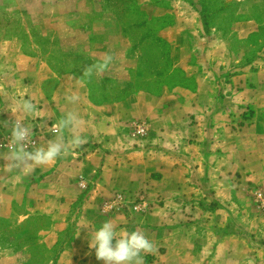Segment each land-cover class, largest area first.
I'll list each match as a JSON object with an SVG mask.
<instances>
[{"label": "crops", "instance_id": "obj_1", "mask_svg": "<svg viewBox=\"0 0 264 264\" xmlns=\"http://www.w3.org/2000/svg\"><path fill=\"white\" fill-rule=\"evenodd\" d=\"M176 1L136 0L142 11L119 5L118 12L106 14L100 11L101 0H33L36 9L30 12L41 33L56 36L57 48L66 56L83 55L92 64L103 53L114 54L110 69L91 81H77L82 70H59L53 49L28 52L18 42H0V49L10 51L5 59L10 74L0 75V85L9 93L0 97V131L14 119L7 105L23 86L25 98L34 96L46 117L24 121L38 127L39 144L54 139V134H46L47 129L68 110L77 111L86 122L83 134L87 139L55 164L37 167L15 187L0 181V216L15 219L22 229L19 240L25 243L3 251L2 260L15 258L9 264H31L40 242L51 249L61 243L53 264H104L88 247L92 229L78 226L87 219L97 228L111 219L117 230L140 229L154 243V251L144 254L145 264H264V228L256 229V240L245 218L238 224L241 230L235 231V221L228 215L222 223L213 216L218 210L212 212L213 217L193 222L182 213L204 178L223 174L229 179L239 172L246 180L240 191L247 195L250 188L264 190V65L244 69L230 79L160 77L162 88L144 85L151 80L138 77L146 45L135 41L134 34L152 30L154 21L162 23L157 33L171 45L174 67L191 70L189 57L195 50L191 39L201 16L192 1ZM241 26L248 35L258 23L248 19ZM36 46L42 49L41 42ZM223 80L228 81V89L218 95ZM71 93L80 96L75 105L65 99ZM223 93L246 105L242 123L216 121H227L234 111L225 107L219 112L214 102L223 99ZM220 114L226 115L220 118ZM139 121L148 126L143 139L133 135ZM219 124L223 134H217ZM179 141L192 150H183ZM0 151H7L1 143ZM5 163L0 159V168ZM142 190L149 194L150 210L138 223L101 210L102 202L118 191ZM70 230L72 237L64 242Z\"/></svg>", "mask_w": 264, "mask_h": 264}, {"label": "rangeland", "instance_id": "obj_2", "mask_svg": "<svg viewBox=\"0 0 264 264\" xmlns=\"http://www.w3.org/2000/svg\"><path fill=\"white\" fill-rule=\"evenodd\" d=\"M178 1L179 0L176 2ZM190 1L197 7V11H199L201 16V25L196 28L191 39L195 49L192 50V56L190 55L189 57L191 70L188 71L184 67H174V59L172 58L173 49L169 42L161 38L157 33L162 23L160 21H154L152 30L139 31L134 34L135 41H141V44L146 45L144 63L141 66L140 74L138 72V77H148L151 80L144 82V85H148L149 87L152 86L155 90L160 89L163 85V83L158 80L160 77H175L177 79L178 77L210 75L213 77L230 79V77H238L239 74H243L244 69H254V67H258V65H264V0ZM100 3L102 7L100 11L106 14L118 12L119 5L130 6V8H134L136 11H142V6H140L136 0H101ZM184 7L187 10H191V12L194 11L188 5ZM35 9L36 4L33 0H0V42H18L22 44L28 52L44 53L46 51L48 53L53 49L54 60L58 62V67L61 71L71 69L83 71L85 66L90 65L91 63L83 58V55L72 53V56H66L60 49L58 50L57 46L59 40L56 36L46 37L45 34L43 35L41 33L40 26L35 22L34 13L30 12H34ZM248 19H254L258 23V27L254 32L246 35L245 28L242 27L241 24L243 20ZM142 20H144V18L141 19V21ZM43 27V29H46L45 26ZM216 29L218 31H215ZM40 42L42 43V49L36 46L37 44L40 45ZM223 45H226L227 49L225 47V49L220 50L221 47L223 48ZM12 52L13 51H11V53ZM8 55L10 56V51L8 49H0L1 77L10 74V63L5 60ZM227 82L223 80L220 83L218 95L222 94V91H227ZM139 84L140 83H137V85ZM225 94L223 99L222 97L218 98L219 102H214L216 107L219 112L224 110L225 107H228L229 110L233 109L234 111L229 115L227 121L215 119L220 124L229 122L230 125L236 126L243 121L242 116L244 114L242 111L244 110L243 106L246 105H241L242 102L238 104V99H236V101L234 99L230 100ZM235 96L237 95H234L233 98H235ZM225 115L226 114H220V118ZM220 124L217 134H223ZM9 128L10 127L5 126L2 131ZM35 129L38 130V127ZM1 134L2 132L0 131V135ZM146 135L134 136L138 139H143ZM141 144H143V142H141ZM178 145H180L183 150H192L188 144L184 147L181 141L178 142ZM237 173H234L232 177L227 175L229 179H226L223 174H221L219 178H204L203 182L200 184L201 189L198 191V194L195 193L189 198L190 204L187 205L186 209L182 212L185 214V217L191 222H193L195 218L205 220L212 216V212L218 210L217 212L219 213L215 212L213 216L215 218L217 217L219 222L222 223L221 220L228 215L229 219L235 221V231L241 230L238 224L241 225V221L245 218L246 224H249L251 233L255 237L257 234L256 229L261 227L264 228V210L255 199L254 192L257 189L251 190L250 188L247 195L243 193L244 191H240V185L244 182L246 183V180H243V176H241L239 172ZM210 184H214L215 186L209 188ZM120 192L126 193L128 201L116 211L109 212L123 214L127 216L128 219H134L137 223L138 221L144 220L150 210V205L148 204L150 198H148L149 194L147 195L146 190H142L138 193ZM112 198L113 197L106 199L105 201L112 200ZM136 204H139L141 208L135 210L133 206ZM101 210L104 211L103 209ZM224 226L220 227L223 229ZM18 227L19 226H16L14 218L5 219L0 216V264H9V262L16 261L15 258L2 260L4 259L1 255L3 251L11 248H20L22 244H25L19 240L22 229H18ZM9 230L12 231L10 234L8 233ZM72 232L73 231L70 230L64 235L62 238L64 242L72 237ZM255 238L256 240L259 239L258 237ZM37 243L39 245V253L34 256L31 264H53L62 248L61 243L53 249L40 244V242ZM63 264H67V262L64 261Z\"/></svg>", "mask_w": 264, "mask_h": 264}, {"label": "clouds", "instance_id": "obj_3", "mask_svg": "<svg viewBox=\"0 0 264 264\" xmlns=\"http://www.w3.org/2000/svg\"><path fill=\"white\" fill-rule=\"evenodd\" d=\"M115 56L111 52L103 53L98 62L87 65L83 68V75L77 79L82 83L91 81L93 76L99 77L108 71L113 64ZM9 93L0 85V97H7ZM23 86L17 90L16 98L8 110L13 120L5 122L10 127V138L7 151H0V159L6 163L0 168V181H4L15 187L29 176L37 167L51 166L57 159L67 156L71 151L80 148L87 143L83 134L86 122L75 110L66 111L63 116L50 128L48 132L54 134V139L46 140L43 144L36 145L33 141V124L25 123L28 117L34 119H45L43 110L35 102L34 96H27ZM68 103L75 105L80 101L77 93L66 95ZM29 146L32 150L29 151ZM79 229L89 230V249L95 250L97 260L104 264H145L144 254L154 251V243L140 229L128 231L127 229L117 230L116 223L105 220L99 227L93 228V222L87 219L82 220ZM80 230L78 232V235ZM77 235V236H78Z\"/></svg>", "mask_w": 264, "mask_h": 264}, {"label": "built area", "instance_id": "obj_4", "mask_svg": "<svg viewBox=\"0 0 264 264\" xmlns=\"http://www.w3.org/2000/svg\"><path fill=\"white\" fill-rule=\"evenodd\" d=\"M32 130H33L32 139L36 143V145L38 146L39 142H40V136H42V134L39 132V130H36L35 128H33ZM147 131H148V126H147L146 122L139 121L136 123L133 133L136 136H144V135H146ZM50 133L51 132H48V131L46 132V134H50ZM9 138H10V128L2 131V134L0 135V143L5 149H7V147H8ZM28 150L31 151L32 147L29 146ZM254 196H255L256 201L259 203L261 208L264 210V190L257 189L254 192ZM127 201L128 200H127L126 193L119 191L113 196L112 200H108V201L103 202L102 209L105 212L116 211L118 208H120L124 204H126ZM133 208L135 210H138L141 208V206L139 204H136L133 206Z\"/></svg>", "mask_w": 264, "mask_h": 264}]
</instances>
